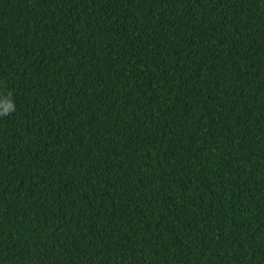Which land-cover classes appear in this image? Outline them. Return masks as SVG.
I'll return each mask as SVG.
<instances>
[{"label": "trees", "instance_id": "trees-1", "mask_svg": "<svg viewBox=\"0 0 264 264\" xmlns=\"http://www.w3.org/2000/svg\"><path fill=\"white\" fill-rule=\"evenodd\" d=\"M0 264H264V0H0Z\"/></svg>", "mask_w": 264, "mask_h": 264}, {"label": "clouds", "instance_id": "clouds-1", "mask_svg": "<svg viewBox=\"0 0 264 264\" xmlns=\"http://www.w3.org/2000/svg\"><path fill=\"white\" fill-rule=\"evenodd\" d=\"M4 114H7L6 112L5 113H0V115H4Z\"/></svg>", "mask_w": 264, "mask_h": 264}]
</instances>
